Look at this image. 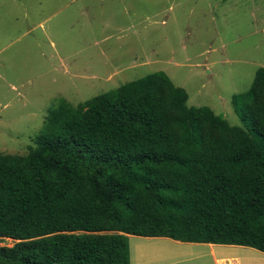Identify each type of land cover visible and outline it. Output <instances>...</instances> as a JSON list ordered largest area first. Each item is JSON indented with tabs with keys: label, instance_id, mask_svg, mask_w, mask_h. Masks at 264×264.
I'll return each instance as SVG.
<instances>
[{
	"label": "trees",
	"instance_id": "obj_1",
	"mask_svg": "<svg viewBox=\"0 0 264 264\" xmlns=\"http://www.w3.org/2000/svg\"><path fill=\"white\" fill-rule=\"evenodd\" d=\"M187 100L160 70L58 98L0 152V264H130L128 235L264 253V67L231 98L245 127Z\"/></svg>",
	"mask_w": 264,
	"mask_h": 264
},
{
	"label": "rangeland",
	"instance_id": "obj_2",
	"mask_svg": "<svg viewBox=\"0 0 264 264\" xmlns=\"http://www.w3.org/2000/svg\"><path fill=\"white\" fill-rule=\"evenodd\" d=\"M260 66L264 0H0V152L27 154L58 98L77 105L159 70L187 91L188 105L245 127L231 98ZM158 239L128 236L168 241ZM243 248L252 255L240 253L239 264H264L263 252ZM129 254L134 263L133 243Z\"/></svg>",
	"mask_w": 264,
	"mask_h": 264
},
{
	"label": "crops",
	"instance_id": "obj_3",
	"mask_svg": "<svg viewBox=\"0 0 264 264\" xmlns=\"http://www.w3.org/2000/svg\"><path fill=\"white\" fill-rule=\"evenodd\" d=\"M129 236V235H128ZM165 240L166 237H156ZM162 238V239H160ZM133 243L135 249L134 263L129 254L130 264H167L165 257H175L178 254H197L200 260L193 264H239L238 255L242 253L251 259V251L240 245L182 242L168 238V241H128ZM172 243V244H171ZM172 245H180L182 249L173 248ZM172 246V248H170ZM231 254L237 255L231 258ZM196 255V256H197Z\"/></svg>",
	"mask_w": 264,
	"mask_h": 264
}]
</instances>
